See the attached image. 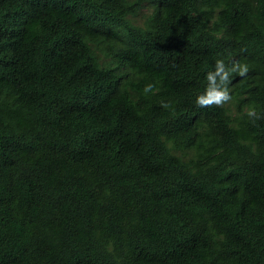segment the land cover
<instances>
[{
  "label": "trees",
  "instance_id": "trees-1",
  "mask_svg": "<svg viewBox=\"0 0 264 264\" xmlns=\"http://www.w3.org/2000/svg\"><path fill=\"white\" fill-rule=\"evenodd\" d=\"M0 264H264V0H0Z\"/></svg>",
  "mask_w": 264,
  "mask_h": 264
},
{
  "label": "clouds",
  "instance_id": "clouds-1",
  "mask_svg": "<svg viewBox=\"0 0 264 264\" xmlns=\"http://www.w3.org/2000/svg\"><path fill=\"white\" fill-rule=\"evenodd\" d=\"M243 71H247V68H244ZM243 74V73H242ZM151 86H148V88H150ZM148 88H146V91L148 90ZM215 98V97H214ZM202 101V97L198 98V103H201Z\"/></svg>",
  "mask_w": 264,
  "mask_h": 264
},
{
  "label": "rangeland",
  "instance_id": "rangeland-1",
  "mask_svg": "<svg viewBox=\"0 0 264 264\" xmlns=\"http://www.w3.org/2000/svg\"><path fill=\"white\" fill-rule=\"evenodd\" d=\"M142 16L137 17V19L141 18Z\"/></svg>",
  "mask_w": 264,
  "mask_h": 264
}]
</instances>
